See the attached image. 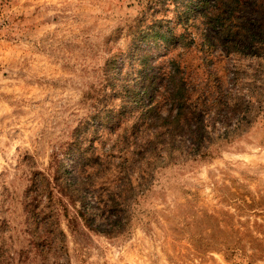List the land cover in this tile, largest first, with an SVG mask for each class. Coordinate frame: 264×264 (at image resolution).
Instances as JSON below:
<instances>
[{
  "label": "rangeland",
  "instance_id": "1",
  "mask_svg": "<svg viewBox=\"0 0 264 264\" xmlns=\"http://www.w3.org/2000/svg\"><path fill=\"white\" fill-rule=\"evenodd\" d=\"M182 2L0 0V247L12 237L21 248L32 173L47 169L54 152L76 138L93 142L98 154L112 149L118 133L93 126L94 116L107 119L128 100L137 27L163 20V32L179 36ZM151 47L165 62L181 57L194 80H206L199 50L162 41ZM224 51L218 48L215 66L237 91L238 117L247 114V123L215 140L204 159L159 150L136 164L121 235L64 221L70 264H264V57ZM118 155L108 158L109 182Z\"/></svg>",
  "mask_w": 264,
  "mask_h": 264
},
{
  "label": "trees",
  "instance_id": "2",
  "mask_svg": "<svg viewBox=\"0 0 264 264\" xmlns=\"http://www.w3.org/2000/svg\"><path fill=\"white\" fill-rule=\"evenodd\" d=\"M177 7L183 33L163 32V20L137 27L138 45L129 59L138 68L128 100L107 119L94 116L93 126L118 133L112 149L98 154L93 142L87 146L85 138H76L51 155L47 169L32 173L24 204L25 238H19V250L12 237L4 240L0 264H70L64 221H80L108 238L121 235L136 193V164L159 150L178 149L204 159L215 140H229L247 123V114L238 117L243 105L237 91L219 77L215 53L222 47L228 56L264 57V0H183ZM160 41L199 50L206 80H194L179 56L168 62L166 55L155 57L151 45ZM115 150L123 159L109 182ZM127 154L132 161L124 158ZM143 180L137 188L144 187Z\"/></svg>",
  "mask_w": 264,
  "mask_h": 264
}]
</instances>
